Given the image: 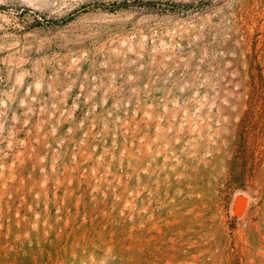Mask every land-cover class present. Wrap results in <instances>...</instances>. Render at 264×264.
Listing matches in <instances>:
<instances>
[{"label":"rangeland","instance_id":"374dc122","mask_svg":"<svg viewBox=\"0 0 264 264\" xmlns=\"http://www.w3.org/2000/svg\"><path fill=\"white\" fill-rule=\"evenodd\" d=\"M0 264H264V0H0Z\"/></svg>","mask_w":264,"mask_h":264},{"label":"bare ground","instance_id":"6f19581e","mask_svg":"<svg viewBox=\"0 0 264 264\" xmlns=\"http://www.w3.org/2000/svg\"><path fill=\"white\" fill-rule=\"evenodd\" d=\"M243 204H244V201H243V199H240V200H238V206H239V207H242V206H243Z\"/></svg>","mask_w":264,"mask_h":264}]
</instances>
